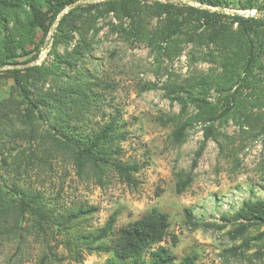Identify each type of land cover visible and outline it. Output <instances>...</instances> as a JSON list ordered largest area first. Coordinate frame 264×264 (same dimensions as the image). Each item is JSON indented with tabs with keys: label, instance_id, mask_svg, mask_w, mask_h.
<instances>
[{
	"label": "trees",
	"instance_id": "16d2710c",
	"mask_svg": "<svg viewBox=\"0 0 264 264\" xmlns=\"http://www.w3.org/2000/svg\"><path fill=\"white\" fill-rule=\"evenodd\" d=\"M78 1L85 2L0 0V67L8 66L0 69V92L3 79L13 81L11 97L5 99L0 95V137H4L3 128H7L4 120L13 110L20 123L30 129L29 140L36 143L31 154L20 151L22 158L15 157L18 170L22 169L23 161L28 168L29 164L46 165L47 156L63 155L72 160L78 175H92L100 184L108 173L116 174L128 185L138 183L136 175L143 164L137 159L125 158L122 143L129 139L126 123L118 114L92 121L95 115L92 111H100L96 106L101 95L94 89L98 86L97 77L80 66L92 54V41L86 37L85 30L93 26L98 16L110 13L131 20L130 28L122 27L130 38L145 40L148 46L168 57L178 54L184 43H192L195 48L205 45L208 50L204 60L219 66L220 70L214 69L208 77L166 85L168 96L181 105V115L190 104L200 110L199 116L187 121H181L180 114L170 117L175 125L172 131L175 142L184 140L194 119L215 122L241 112L251 120L264 111V17L225 13L227 8L264 13V0H192L207 8L188 1ZM73 4L74 7L58 19L61 12ZM144 7L162 17L154 29L146 25ZM55 22L53 62L29 64L38 58ZM76 33L81 34V38L70 50ZM61 46L65 48L63 53L59 50ZM69 71L74 72V76ZM153 86L156 85L148 84L146 89ZM212 91L219 94L217 103L208 99ZM14 103L18 104L17 108H12ZM259 118L264 124V113ZM40 122L46 125L44 132L36 129ZM206 130L208 140L214 130L212 125ZM202 150L198 151L197 158ZM191 180V176L180 180L178 191L183 192ZM97 211L98 206L82 203L62 212L40 191L16 183L6 190L0 187V227L14 220L16 224L31 220L32 226L41 233L58 229L66 235L65 247L76 262H83L85 254L105 253L110 255L105 264H200L197 252L187 253L178 261L171 246L163 244L169 238L172 246L178 241L170 231L171 220L166 211L155 207L137 220L120 226L114 213L100 226L83 228L84 222ZM222 218L225 226H234L233 239L242 237L251 227L264 226V198L245 199L238 211ZM187 219L195 227L203 224L191 211ZM261 234L264 235V231ZM227 252L238 255L234 247ZM47 258L44 255L39 264H46Z\"/></svg>",
	"mask_w": 264,
	"mask_h": 264
},
{
	"label": "rangeland",
	"instance_id": "374dc122",
	"mask_svg": "<svg viewBox=\"0 0 264 264\" xmlns=\"http://www.w3.org/2000/svg\"><path fill=\"white\" fill-rule=\"evenodd\" d=\"M102 1L105 0L83 3ZM235 11L244 14L247 10L227 8L225 13ZM142 14L149 29H154L162 20L146 7ZM130 25L128 17L119 18L114 13L98 16L93 26L85 30L86 37L92 41L91 58H86L80 66L97 77L98 86L94 89L101 95L96 106L100 111H92L95 114L92 121L118 114L126 123L129 139L122 143L125 158L137 159L143 164L136 175L138 183L128 185L116 174L108 173L100 184L92 175H78L72 160L63 155L47 156L46 165L29 164L28 168L23 161L22 169L18 170L15 157L22 158L20 151L31 154L36 143L29 140L30 129L20 123L12 110L4 120L7 128L1 126L4 137H0V187L6 190L16 183L40 191L62 212L82 203L98 206L99 211L84 222L83 228L100 226L114 213L120 226L156 207L170 216V231L178 241L172 246L169 238L163 244L171 246L178 261L195 251L200 264H264V235L261 234L264 226L251 227L244 236L233 239L234 226H225L222 220L223 215L238 211L245 199L264 198V124L259 118L264 111L251 120L241 112L215 122L194 119L184 140L175 142L172 138L175 125L170 117L180 114V120L187 121L199 116L200 110L190 104L181 115V105L168 96L166 85L208 77L220 68L204 60L208 50L205 45L195 48L192 43H184L178 54L168 57L148 46L147 41L125 34L122 27L130 28ZM54 30L46 48L43 49L49 34L38 58L29 64L53 62ZM80 38L81 34L76 33L70 50ZM59 50L63 53L65 48L61 46ZM69 74L74 76V72ZM12 84V80L3 79L1 98L11 97ZM148 84L156 86L146 89ZM218 98L219 94L212 91L208 99L217 103ZM15 105L18 106L14 103L12 108H17ZM210 125L214 135L206 140V128ZM36 129L44 132L46 125L37 123ZM201 148L202 154L197 158ZM188 176L192 177L190 184L179 192L178 182ZM188 211L203 224L195 227L188 223ZM30 221L16 224L14 220L0 227V264H39L44 255L48 257L46 264H105L110 257L105 253L85 254L83 262H76L65 247L63 232L47 229L41 233ZM231 247L238 250V255L227 252Z\"/></svg>",
	"mask_w": 264,
	"mask_h": 264
},
{
	"label": "water",
	"instance_id": "95a60500",
	"mask_svg": "<svg viewBox=\"0 0 264 264\" xmlns=\"http://www.w3.org/2000/svg\"><path fill=\"white\" fill-rule=\"evenodd\" d=\"M91 1H96V0H85V2H91ZM187 1H188L190 4L197 5V6H200V7H202V8H207V7H208V6H206V5H199V4L195 3V2L192 1V0H187ZM82 2H83V1H78L77 3H82ZM75 4H76V3H75ZM75 4L68 6L65 10H63V11L61 12V14L59 15L58 19H60L61 16H62L66 11H68V10L71 9V8H73ZM235 12H236V13H239V12H237V11H235ZM244 14H245L246 16L251 15V16H256V17H264V13L257 14L256 12L248 11V10H247ZM56 25H57V24H54V25L52 26V29H51V31H50L48 37H47V40H46V42H45V44H44L43 49L46 48V45H47L48 42H49L50 35H51L52 31L54 30V28H55ZM7 68H8V66L0 67V69H7Z\"/></svg>",
	"mask_w": 264,
	"mask_h": 264
}]
</instances>
